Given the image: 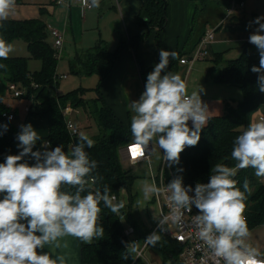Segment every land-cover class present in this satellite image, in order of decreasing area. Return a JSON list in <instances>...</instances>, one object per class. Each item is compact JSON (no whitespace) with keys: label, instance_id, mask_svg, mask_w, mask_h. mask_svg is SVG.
I'll return each mask as SVG.
<instances>
[{"label":"clouds","instance_id":"1","mask_svg":"<svg viewBox=\"0 0 264 264\" xmlns=\"http://www.w3.org/2000/svg\"><path fill=\"white\" fill-rule=\"evenodd\" d=\"M81 6L99 8L100 0H81ZM15 7L16 0H0V23L8 19ZM262 21L264 16H258L249 23L258 25L250 34L249 43L259 53V66H252L251 71L257 74L258 89L264 93ZM12 51L13 46L0 37V59H7ZM176 59L177 52L161 49L159 63L147 75L145 90L128 105L132 113L129 148L137 153L134 160L146 152L151 154L155 146L160 153L158 159L170 168L178 165L180 154L186 147L198 144L211 118L200 95L204 89L200 86L189 94L181 75L167 71L170 60ZM19 127L15 137L19 153L6 155L0 163V264H66L64 255L43 251L45 246L66 248L67 243L62 245L60 241L68 236L84 244L102 239L105 232L98 223L101 203L119 216L126 202L117 201L107 185L102 190L93 188L102 178L94 175L98 162L89 158L86 148L94 147L95 141L87 133L79 132L77 143L67 151L63 145L51 148L50 142L34 151L40 135L31 123ZM0 128L6 132L8 125ZM25 157L34 163H28ZM231 159L236 162L234 166L215 164L208 182H198L194 188L184 184L182 174L174 175L165 187H159L155 180H145L142 196L148 200L166 194L170 212L158 219L161 231L168 230L169 222L182 227L185 213L195 207L198 214L192 216L191 223L214 264H264V253L249 242L251 233L244 215L250 183L245 179L241 191L235 179L238 171L249 167L257 177H264V120L250 122L235 138ZM182 172V168L177 169V173ZM160 241V233L153 231L144 242L155 246ZM126 251L125 259H135L136 242L127 245Z\"/></svg>","mask_w":264,"mask_h":264},{"label":"trees","instance_id":"2","mask_svg":"<svg viewBox=\"0 0 264 264\" xmlns=\"http://www.w3.org/2000/svg\"><path fill=\"white\" fill-rule=\"evenodd\" d=\"M166 0H144L143 7L137 19L142 26L152 29H163L167 24ZM0 37L7 42L22 39L26 42L30 52V58L42 61L40 70L31 72L28 68L27 57L14 56L0 59V74L10 86H16L23 90L25 97L31 100L29 114L46 122L48 134L41 137L34 147V151L41 149V144L50 142L51 148L63 145L67 149L72 141L66 127L65 117L62 109L71 103L72 106L85 105L82 98V90L78 89L64 95L50 96L48 85L53 84L58 67V57L53 42H50V31L46 23L39 18L32 19H7L0 23ZM140 38V37H139ZM137 38V39H139ZM123 45L115 51L109 50L102 42L91 48L78 52L71 61V71L78 75H97L99 85L96 89L98 98L92 108L100 133L90 137L95 141L92 148H86L89 158L98 162L94 175L101 177L93 184V188L105 185L110 189L111 195H115L117 201L121 200V192H128V204L121 210L125 218L135 228L136 236H148L149 231L142 232L133 213L134 198L131 193L135 176L131 174V168L123 165L120 150L131 143V128L125 125L106 104L100 85L112 72L117 55ZM259 66V53L255 46L249 44L244 47L241 55L227 61L214 76L218 83L238 86L243 93L240 100L227 101L225 111L221 115L211 116L207 126L201 132V139L194 147H186L180 154V162L171 168L164 167V178L167 183L176 174L183 175L184 184L193 188L196 183H207L211 168L217 163L234 166L235 161L231 159V151L235 138L246 128L247 115L249 112L264 103V93L257 86V74L251 71L252 66ZM146 83V81H145ZM14 94V93H13ZM16 97V96H15ZM100 102V107L97 102ZM0 96V125L7 124L8 130L3 132L0 128V163L4 162L6 155H16L20 149L15 139L20 131V125L14 120L3 116L4 112H12ZM14 113V112H13ZM17 116V114H15ZM77 143L78 136L75 138ZM227 157L228 159H225ZM28 163H34L30 157H25ZM182 168V173L177 169ZM237 187L243 191V182L247 179L250 183L251 192L246 193V209L244 215L251 231L253 228L264 224V183L255 175L251 167L238 171L235 177ZM101 213L98 223L104 228V237L94 240L91 244H81V262L84 264H142L141 258L133 259L129 256L125 259L127 246L122 242L125 237V226L121 216H117L100 205ZM161 235V241L155 245L163 254V264H180L179 255L182 251L181 245L170 236Z\"/></svg>","mask_w":264,"mask_h":264},{"label":"crops","instance_id":"3","mask_svg":"<svg viewBox=\"0 0 264 264\" xmlns=\"http://www.w3.org/2000/svg\"><path fill=\"white\" fill-rule=\"evenodd\" d=\"M166 2L167 24L161 30L139 24L137 16L144 0H100V7L90 10L82 8L81 0H64L62 3L52 0L50 9L53 10V14L51 12L52 15L50 14L44 21L49 31L56 28L63 32L61 54L62 58L64 54L67 56L70 64L78 52L99 42L111 51L123 45L112 72L102 82L100 90L106 104L129 127L132 113L128 105L131 101L138 100L145 90L147 75L153 71L155 64L159 63L161 49L178 53V59L170 60L167 71L181 75L186 81L189 94L198 90L200 86L204 89L200 95L202 101L208 105L210 117L223 114L222 108L227 101L240 100L243 97L238 86L218 83L214 76L227 61L238 58L244 47L251 44L249 36L256 30L257 25L249 26L251 21L246 18L247 0L245 8L230 17L226 14L225 0H166ZM60 14L63 17L58 18ZM252 17L255 20L258 14L253 13ZM208 30H214L215 37L205 48L204 55L194 63L181 64L180 59L183 57L192 60L202 36ZM50 42H53L52 38ZM67 77L66 75L60 79ZM49 95L59 96L50 93ZM12 112L17 114L16 110ZM17 117L19 118L18 115ZM262 118L260 117L259 121L264 120ZM38 120H31V124L38 135L44 137L48 134V126L43 120L41 121L45 124L40 125ZM249 123L247 118L246 127ZM125 147L120 150L123 161H127L125 154L122 153ZM153 148L155 149V146ZM160 152L162 154V150ZM152 157L153 152L149 161L131 164L133 166L131 174L135 176L131 188L134 198L132 210H137L134 216L142 232L149 231L150 234L155 230L162 210L161 204L154 196L145 200L141 192L143 181L154 180ZM142 207L146 208L144 214L141 212ZM139 236L141 243L142 235ZM60 243L62 245L67 243V247L54 249L52 245H46L43 251L64 255L66 264H84L81 262L82 241L68 236L62 238ZM140 248H143V244ZM143 259L163 264V254L155 246L145 247Z\"/></svg>","mask_w":264,"mask_h":264},{"label":"rangeland","instance_id":"4","mask_svg":"<svg viewBox=\"0 0 264 264\" xmlns=\"http://www.w3.org/2000/svg\"><path fill=\"white\" fill-rule=\"evenodd\" d=\"M51 1L52 0H16V7L14 11L10 14L8 19L24 20V19L39 18L42 19L43 21H46V19L49 17L51 12L53 14V10L50 9ZM246 10H247L246 18L250 21L254 20L252 17L253 13H257L258 16H264V0H247ZM61 17H63L62 14L58 15V18ZM8 43H10L13 46V51L9 54V57L22 56L29 58L28 68L31 72L40 70L42 68V61L38 59L30 58V52L24 40L18 39ZM62 55L63 54H60V56L58 57L57 74L59 75L65 74L68 77L66 79H58L53 84L49 85L48 92L53 95L55 94L64 95L78 89H83L81 96L86 102L85 105L80 104L77 106H72V109L69 112H67L66 117L72 120L79 127L80 132L87 133L89 137L98 135L100 133L99 126L94 116H92L93 114L91 110L92 108H94L93 107L94 102H96L95 100L98 98V92L96 89L98 88L99 85V78H98L99 76L78 75L73 73L71 71V66L67 56L64 54V58H62ZM15 89L16 88L14 86H10L9 84H7L3 76L0 74V96L4 97L5 103L11 109L16 110L19 118H16L15 122H17L18 124H28L31 123V120H38L33 115L29 114L31 100L25 97H15L13 94ZM97 104L100 107L101 104L99 101L97 102ZM224 109H225V105H223L222 108L223 112L225 111ZM260 117L264 118V104L248 113L247 115L248 123H249V119H251V122H256L259 121ZM37 122L40 125L45 124L41 120H38ZM122 153L125 154V158H126L125 150H123ZM159 155H160L159 149L155 148L152 157L153 167H154L153 171L155 172V174L156 173L158 174V172L161 171L162 169L163 162L161 159L157 158ZM161 155H163V150ZM123 165L125 167H130L132 170L133 166L129 162L123 161ZM257 178L264 183V177H257ZM120 197L121 200L126 202V206H127L128 192L126 190H123L121 192ZM143 203L145 202L143 201ZM151 206L152 203L150 202L149 207ZM145 209H146L145 207H142L141 210L142 214H144L143 212L146 211ZM136 211L135 209L133 210V213L135 215L137 214ZM120 216L124 226L126 228H129L131 226V222L128 221L122 213H120ZM157 232H159V230H157ZM250 233L251 235L249 237V242L253 246L259 247L260 251L264 253V225L256 227L254 230L250 231ZM142 244L143 241L141 243H138L137 247L140 248Z\"/></svg>","mask_w":264,"mask_h":264},{"label":"built area","instance_id":"5","mask_svg":"<svg viewBox=\"0 0 264 264\" xmlns=\"http://www.w3.org/2000/svg\"><path fill=\"white\" fill-rule=\"evenodd\" d=\"M63 1L64 0H57V3H62ZM225 2H226V14L229 17L234 15L237 11L244 9L245 4H246L245 0H225ZM86 9L90 10L93 8H86ZM50 37L53 40V46L56 49L57 57H58L61 54V50L63 46V32L56 28L51 29ZM214 37H215L214 30L206 31L200 40L198 50L196 51L192 60H189L188 57H183L180 59V63L181 64H187L189 62L194 63L196 60L200 59L201 56L204 55L205 53V48L207 47L209 42H211L214 39ZM63 77H66V75H60V76L57 75L55 79L58 80ZM14 87L16 88L14 91V96L20 97L24 94L23 90L16 87L15 85ZM70 110H71V105L70 103H67V105L62 109V113L65 117L66 127L72 139L70 145H75L76 144L75 138L78 136V133L80 132V130H79V127L72 120L66 117L67 112H69ZM3 116L7 117L8 119L9 117H11V119L9 120H14L16 118L15 113L13 112H4ZM69 125H71V127H69ZM189 126L191 127V121H189ZM129 145L130 143L126 145L125 152H126V160L130 164H136V163L143 162V161H149L151 159V154L146 152V155L144 157H138L134 160L132 153L130 151ZM165 166H166V163L163 162L161 171H159L158 174L156 173L153 175L154 180L159 187H165L167 184L164 178V167ZM154 197L162 206L160 217L164 215H168L170 212V208H169L168 201L166 199V194L162 193L161 195L154 196ZM196 214H198L197 209L193 207L191 213H187V212L185 213V216H184L185 224L182 227L169 222V224L166 225V227H168L167 231H161L158 228V224L154 231H157V230L161 231L163 234H166L170 236L171 238L175 239L181 245L182 251L180 252V255H179L180 264H214L209 251L197 238L196 229L191 223L192 216ZM124 234H125V237L122 239V242L126 246L133 242H136V247H137L138 243L140 242V238L136 236L135 228L133 226H130L129 228H125ZM146 237L141 238L143 241V248L137 247L138 253L136 255V259L141 258L143 260L142 264H155L153 262H149L143 259L145 247L150 246V245L145 244L144 242ZM132 264H134V262Z\"/></svg>","mask_w":264,"mask_h":264},{"label":"snow or ice","instance_id":"6","mask_svg":"<svg viewBox=\"0 0 264 264\" xmlns=\"http://www.w3.org/2000/svg\"><path fill=\"white\" fill-rule=\"evenodd\" d=\"M132 151V155H133V157H135L136 156V152H135V150L133 149V150H131Z\"/></svg>","mask_w":264,"mask_h":264},{"label":"water","instance_id":"7","mask_svg":"<svg viewBox=\"0 0 264 264\" xmlns=\"http://www.w3.org/2000/svg\"><path fill=\"white\" fill-rule=\"evenodd\" d=\"M18 118V117H17Z\"/></svg>","mask_w":264,"mask_h":264}]
</instances>
